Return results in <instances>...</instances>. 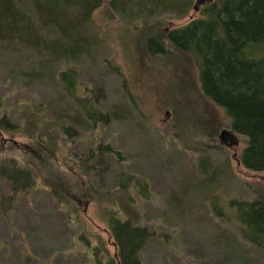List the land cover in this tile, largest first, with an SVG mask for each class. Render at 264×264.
I'll use <instances>...</instances> for the list:
<instances>
[{"label":"rangeland","instance_id":"374dc122","mask_svg":"<svg viewBox=\"0 0 264 264\" xmlns=\"http://www.w3.org/2000/svg\"><path fill=\"white\" fill-rule=\"evenodd\" d=\"M126 1L111 11L104 0L92 14L91 41L76 60L0 43V117L14 126L0 131V160L12 159L34 181L14 199L0 181V264L112 258L109 220L122 206L153 234L142 264H264V248L241 237L231 205L264 204V171L240 164L246 140L202 94L191 56L145 47L154 34L200 17L213 0H196L183 17L154 0ZM65 67L77 74V96L87 93L104 112L120 110L107 125L77 120L75 100L56 80ZM98 143L117 155H100L83 177L78 160ZM125 176L131 181L122 188Z\"/></svg>","mask_w":264,"mask_h":264},{"label":"trees","instance_id":"16d2710c","mask_svg":"<svg viewBox=\"0 0 264 264\" xmlns=\"http://www.w3.org/2000/svg\"><path fill=\"white\" fill-rule=\"evenodd\" d=\"M195 2L154 0L153 7L183 17ZM126 3V0H107L111 11L122 9ZM103 4L104 0H0V43H15L65 62L76 60L91 41L88 25L92 14ZM145 47L153 54H165L171 47L191 56L198 68L202 94L223 110L231 133L246 140L240 164L252 172L264 171V0H213L202 9L200 17L154 34L147 39ZM55 71L58 85L77 104L75 115L80 124L95 128L107 125L120 111L104 112L87 93L77 96L75 70L65 67ZM61 127L64 135L73 137L67 126ZM13 129L12 122L2 115L0 131ZM108 154L117 155L108 144H95L79 158L76 167L83 177H89L96 158ZM1 180L9 184L7 199L24 194L34 183L30 171L12 159L0 160ZM130 181L127 176L121 178L120 187L125 188V183ZM91 190L95 192L94 188ZM234 203L231 205L235 206L241 237L253 246L264 248L263 202L258 199ZM122 207L123 211L114 213L109 220L116 253L105 261L101 259L102 263L142 264L140 253L153 234L137 222L134 212ZM101 260L95 262L99 264Z\"/></svg>","mask_w":264,"mask_h":264}]
</instances>
